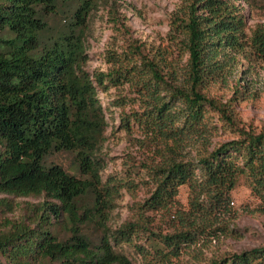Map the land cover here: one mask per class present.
Here are the masks:
<instances>
[{"label":"trees","instance_id":"obj_1","mask_svg":"<svg viewBox=\"0 0 264 264\" xmlns=\"http://www.w3.org/2000/svg\"><path fill=\"white\" fill-rule=\"evenodd\" d=\"M69 1L0 0V194L47 199L37 208L36 224L0 233V264H133L116 251L123 244L133 246L146 264H178L196 236L217 233L219 215L233 213L231 193L242 180L264 214V129H237L234 138L209 149L214 133L208 113L226 116L224 106L207 96L210 87L240 60H264V29L246 32L239 0L183 1L168 34L171 45L187 56L183 68L174 65L166 48L153 57L140 48L137 61L127 60L111 75L115 86L132 82L142 100V111L124 118L126 128L132 121L161 150L151 168L148 208L176 206L181 187L192 192L185 221L172 233L148 238L153 254L135 242L144 240L139 238L146 227L142 221L116 230L106 226L109 203L97 186L102 169L97 153L108 122L94 81L105 82L84 69L82 36L72 31L42 43L45 17ZM86 16L83 6L77 12L81 24ZM193 142L199 144L196 155L185 161L183 151ZM62 152L76 154L87 179L45 163ZM89 194L94 205L84 209L80 202ZM52 220L62 223L67 240L49 227ZM89 223L103 231L97 245L82 232ZM210 264H264V246Z\"/></svg>","mask_w":264,"mask_h":264},{"label":"rangeland","instance_id":"obj_2","mask_svg":"<svg viewBox=\"0 0 264 264\" xmlns=\"http://www.w3.org/2000/svg\"><path fill=\"white\" fill-rule=\"evenodd\" d=\"M183 1L71 0L58 3L56 13L45 17L48 30L43 35V45H48L59 35L76 31L83 38L88 58L84 69L92 79L101 77L105 82L104 85H98L94 81L108 122L105 141L97 153L102 167L101 183L97 186L109 203L106 226L116 230L126 223L142 221L146 227L139 238L144 240L137 239L135 242L151 254L155 246L148 238L158 239V235L153 233H172L185 221L192 192L189 186L181 187L176 206L172 204L168 209L159 210L148 208L154 190L151 168L160 161L158 153L161 150L132 121L129 123L131 129L126 128L124 118L142 111V100L134 84L125 83L124 80L123 84L115 86L116 82L110 78L112 73L125 66L127 60L137 61L140 48L149 57L166 48L171 53L174 65L183 68L187 56L171 45L168 36L173 14L181 8ZM238 3L242 5L246 16V32L253 34L259 28L264 29V0H239ZM83 6H86L87 16L81 24L77 12ZM240 62L230 69L224 80L212 85L207 93L209 98L224 106L228 116H222L214 110L208 113L214 133L210 150L234 138L237 129H264V60ZM162 94L165 95L164 91ZM198 146L194 142L189 144L183 151L185 161L194 159ZM45 163L48 166L59 165L68 173L87 179V175L80 172L73 152L53 154ZM0 200H4V203H0L1 233L22 224H36L39 221L37 208L47 199L44 196L0 194ZM203 200L204 197H201ZM80 205L84 209L93 207V195L84 197ZM230 206L233 213L219 215L215 225L221 226L219 231L207 236H196L193 244L182 251L178 264H210L231 254L264 246V214L257 210L258 203L244 180L232 191ZM49 227H53L61 240L70 237L57 220H52ZM82 232L95 245L99 244L103 235L102 229L95 223L87 224ZM116 251L126 255L133 264H146L133 246H116ZM41 264H45V261Z\"/></svg>","mask_w":264,"mask_h":264}]
</instances>
